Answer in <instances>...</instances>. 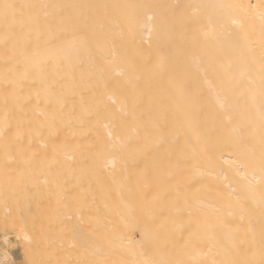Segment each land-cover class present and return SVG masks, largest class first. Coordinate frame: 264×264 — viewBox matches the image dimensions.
Returning <instances> with one entry per match:
<instances>
[{"label": "bare ground", "instance_id": "obj_1", "mask_svg": "<svg viewBox=\"0 0 264 264\" xmlns=\"http://www.w3.org/2000/svg\"><path fill=\"white\" fill-rule=\"evenodd\" d=\"M6 2L0 192L75 193L90 264H264L262 0Z\"/></svg>", "mask_w": 264, "mask_h": 264}, {"label": "rangeland", "instance_id": "obj_2", "mask_svg": "<svg viewBox=\"0 0 264 264\" xmlns=\"http://www.w3.org/2000/svg\"><path fill=\"white\" fill-rule=\"evenodd\" d=\"M2 174H4L5 177H3ZM1 175H0L1 178H6L9 176L8 174L2 172ZM1 178H0V183H1L0 185H2V183H4L7 179L6 178L5 181L3 180L4 181L3 182ZM53 191L55 192V190H51V192L48 191L41 194H33V195L29 192H27V194L26 192H22V194L20 193V195L14 194L15 196L13 194L11 195V193H9L8 195L5 192L2 193L0 192L1 193L0 220L2 221V223H0V233L7 232L8 234H10L9 235L10 239L7 241V243H5V241L0 238V250L6 249L11 253H13V255L17 258L19 264H50V263L51 264H59V263L60 264H90L91 254L89 251L91 244H90V235H89L90 227L88 228L89 219L87 224L86 223L87 221L85 220L88 214L84 212L86 215L85 214L83 215L82 212L84 210L80 212V209L82 208V206L80 207L81 200L79 199L75 200V203L77 205L74 206L75 203L73 202V200L76 199L75 193L66 194L68 193L67 191L65 193L62 192L63 194L62 193L59 194V192L57 191L55 192V194L57 193L56 196H54ZM2 194H4V196H2ZM71 195L73 200H71L70 197ZM58 196L60 197L63 196L64 199L63 197L62 199L60 197L58 198ZM67 197L70 199H67ZM68 200H71L73 203L70 201L68 202ZM81 204L83 205V203ZM5 207L8 209L6 210ZM79 207L80 209H77ZM87 208L89 209L88 206ZM13 209L14 211H12ZM88 209L86 210V212H88ZM49 210H51V212ZM37 212H39L40 214L39 217H37L38 215H36L38 214ZM77 212L79 213V215L81 213L80 215L81 217L83 215L84 221L80 219L81 217L77 215ZM7 213L10 216L13 214L11 217H9L10 223L8 222L4 223L3 222L4 220H2L3 217L5 218L6 216H8ZM72 215H76V216H72ZM88 217L90 218V215ZM15 218L19 219L20 222L17 221ZM5 220H7V218H5ZM34 220H36L39 223L40 227L36 225L37 223L36 221L34 225ZM49 222L52 223L48 225ZM58 222H62V223H59L58 225ZM80 222L81 223L84 222L86 224L82 225ZM55 223L57 224L54 226ZM68 224L71 226H69ZM86 225L87 228L85 227ZM3 229L5 230L3 231ZM33 230L37 231L36 233L37 239L35 244H32V239H27L25 237L26 234H30ZM56 231H58L59 233ZM40 239L41 240L43 239L44 244H41ZM45 244L46 246H44ZM41 245H42V249L46 248L47 250L45 249L42 250L40 248ZM48 245L50 246L47 247ZM40 249L43 252H41ZM58 250L59 251L62 250V252H58ZM44 251H48V252L44 253ZM56 251L59 253V256L61 257L59 260H58V253L56 257ZM32 252L34 253L32 254ZM47 253L49 254L47 255ZM46 257L49 258L47 259ZM49 259L51 260L53 259L54 262H51ZM81 259H83V261ZM60 260L62 262H60Z\"/></svg>", "mask_w": 264, "mask_h": 264}, {"label": "snow or ice", "instance_id": "obj_3", "mask_svg": "<svg viewBox=\"0 0 264 264\" xmlns=\"http://www.w3.org/2000/svg\"><path fill=\"white\" fill-rule=\"evenodd\" d=\"M252 7L258 8L260 16L264 18V0H262L261 5H253ZM16 15L15 5L7 3L6 0H0V16H2L5 21H7L10 17L14 18ZM109 135H111V133H109ZM239 174L243 175V173ZM5 243H7V240H5ZM0 264H3V261H0Z\"/></svg>", "mask_w": 264, "mask_h": 264}]
</instances>
